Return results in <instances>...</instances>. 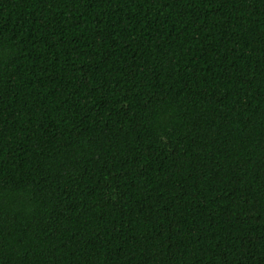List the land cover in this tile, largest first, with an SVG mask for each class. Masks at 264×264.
<instances>
[{
    "label": "trees",
    "instance_id": "16d2710c",
    "mask_svg": "<svg viewBox=\"0 0 264 264\" xmlns=\"http://www.w3.org/2000/svg\"><path fill=\"white\" fill-rule=\"evenodd\" d=\"M0 264H264V0H0Z\"/></svg>",
    "mask_w": 264,
    "mask_h": 264
}]
</instances>
